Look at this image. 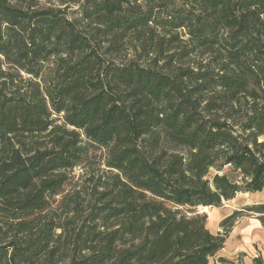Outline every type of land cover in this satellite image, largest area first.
Masks as SVG:
<instances>
[{
    "label": "trees",
    "instance_id": "obj_1",
    "mask_svg": "<svg viewBox=\"0 0 264 264\" xmlns=\"http://www.w3.org/2000/svg\"><path fill=\"white\" fill-rule=\"evenodd\" d=\"M262 138L264 0H0V264H209Z\"/></svg>",
    "mask_w": 264,
    "mask_h": 264
},
{
    "label": "rangeland",
    "instance_id": "obj_2",
    "mask_svg": "<svg viewBox=\"0 0 264 264\" xmlns=\"http://www.w3.org/2000/svg\"><path fill=\"white\" fill-rule=\"evenodd\" d=\"M39 2V5L41 6H58L61 8H67L68 12L71 10L76 9L79 4L82 2V0H37ZM133 53L130 51L126 54H122L118 57L116 55V60L123 61L126 59H129ZM261 140H264L262 138ZM76 174L83 173L81 169L76 168L75 170ZM73 175V172L71 173ZM264 204V190L261 192H255V193H244L239 192L236 194V196L233 199L229 200H222L219 206H208V208L203 209V207H198L197 210L199 212L206 214V226L209 228V230L212 233H223L224 227H221V222L223 221V218L227 215L239 211V214L236 218V222L234 223V227L231 231V233L240 227V229H250L253 224H256L259 222V218L257 217L258 214L254 211L250 212L246 208ZM264 218V217H263ZM261 222V221H260ZM259 222V224H261ZM264 225V223H262ZM253 228V227H252ZM251 238L254 236L255 232H251ZM234 236V235H233ZM238 240L235 237L229 240L227 243L223 245V249L220 250L213 258L209 260V264H222L219 262V257H225L229 258L231 256H234L236 254V243ZM264 248V247H263ZM264 252V249H263ZM240 255V254H239ZM239 255H235V259H238ZM242 258V256L240 255ZM243 260V258H242Z\"/></svg>",
    "mask_w": 264,
    "mask_h": 264
},
{
    "label": "crops",
    "instance_id": "obj_3",
    "mask_svg": "<svg viewBox=\"0 0 264 264\" xmlns=\"http://www.w3.org/2000/svg\"><path fill=\"white\" fill-rule=\"evenodd\" d=\"M251 193H253V192H251ZM259 222H257L256 224H253V226H252L253 228L251 227L250 229H240V227H239L231 233V231L234 227L233 226L232 229L228 233L229 235H228L226 241L224 242V244H225L229 240H231L232 238L234 239L236 237L238 240L236 243H238V244L235 247L236 248V254L235 255L240 254L243 258V261L246 263H250V258L259 252H261L264 255V252H263V249H264L263 248L264 247V225H262L261 222H260L261 224H259ZM252 231H254L255 234L251 238V234H252L251 232ZM235 255L229 257L228 259L234 260L236 258ZM240 255H239V257H240Z\"/></svg>",
    "mask_w": 264,
    "mask_h": 264
},
{
    "label": "bare ground",
    "instance_id": "obj_4",
    "mask_svg": "<svg viewBox=\"0 0 264 264\" xmlns=\"http://www.w3.org/2000/svg\"><path fill=\"white\" fill-rule=\"evenodd\" d=\"M206 208H208V206L207 207H203V209H206Z\"/></svg>",
    "mask_w": 264,
    "mask_h": 264
}]
</instances>
